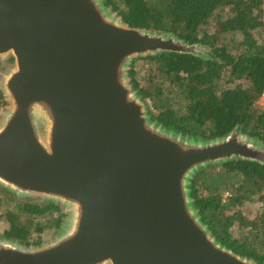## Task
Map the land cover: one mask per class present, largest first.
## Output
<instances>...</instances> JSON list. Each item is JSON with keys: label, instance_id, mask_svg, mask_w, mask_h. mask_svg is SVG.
<instances>
[{"label": "water", "instance_id": "1", "mask_svg": "<svg viewBox=\"0 0 264 264\" xmlns=\"http://www.w3.org/2000/svg\"><path fill=\"white\" fill-rule=\"evenodd\" d=\"M162 51L212 55L128 25L103 0H0V58L15 59L2 80L0 186L65 211L48 243L0 238V264H258L212 234L191 182L230 160L264 164V142L153 121L129 70Z\"/></svg>", "mask_w": 264, "mask_h": 264}, {"label": "trees", "instance_id": "2", "mask_svg": "<svg viewBox=\"0 0 264 264\" xmlns=\"http://www.w3.org/2000/svg\"><path fill=\"white\" fill-rule=\"evenodd\" d=\"M103 1L132 27L172 32L212 53L203 57L162 51L133 62L131 84L146 102L153 121L196 139H214L240 128L264 142V108L259 104L264 95V35L259 34L264 29V0ZM212 20L217 23L214 32L209 31ZM139 60L149 64L142 77ZM6 104L0 90V115ZM191 195L202 221L218 241L264 264L263 163L239 159L204 167L192 179ZM255 196L262 210L250 217L244 207ZM40 205L20 204L23 210L27 207L25 223L18 221L23 210L7 214L11 227L5 235L28 246L39 245L41 240L29 238L33 217L60 209L54 203ZM61 216L51 217L49 226L59 227ZM236 224L238 235L234 236ZM42 227L38 223L37 229Z\"/></svg>", "mask_w": 264, "mask_h": 264}, {"label": "rangeland", "instance_id": "3", "mask_svg": "<svg viewBox=\"0 0 264 264\" xmlns=\"http://www.w3.org/2000/svg\"><path fill=\"white\" fill-rule=\"evenodd\" d=\"M264 11V8H263ZM227 13V11H226ZM229 14H231L229 12ZM263 19H264V12H263ZM217 27V23L215 20H212L210 25H209V31L210 32H214L215 28ZM259 34H263L264 35V29L260 31ZM15 65V59L13 56H7V57H3L0 58V70H1V74H0V90L2 91V80H3V76ZM148 63H146L144 60H139L137 61V66H139V68H141V72L139 74V77H142L146 71H147V67H148ZM3 92V91H2ZM259 104L261 107L264 108V95L261 97V99L259 100ZM4 109V108H3ZM3 113V110H2ZM1 113V115H2ZM0 115V118H1ZM216 166V165H215ZM0 238H7V239H11L13 241H17L20 242L22 244H25L21 239L19 238H14V237H7L5 235V232L8 231L11 227V221L9 220V218L7 217V214L10 213H14L15 210H23L20 208V204H27V205H36V204H41L40 207H43V205H47L48 203L42 199H38V198H29V199H24V198H18L17 196H15L12 192H10L9 190H7L6 188L0 186ZM27 209V207H26ZM26 209L23 210V214L19 217V222L20 224L22 222H26L29 219V215L26 212ZM244 210L246 211V214H250V217H254L256 215L259 214V212L262 210V203L258 200V196L253 197L251 200H249L245 207ZM26 212V213H25ZM64 209H59V211H53V213H40L37 216L33 217V222L32 225L30 226L31 228V235H29L30 240L31 241H36V240H41L40 244H45L48 243L52 240H54L57 235L58 232L57 230L59 229V227H52L49 226L48 223H50L49 219L51 217L53 218H59L61 215V218H64ZM17 221V222H18ZM49 221V222H48ZM38 223H40L41 226H43L42 230L37 229V225ZM237 227L238 224H236L232 231L234 236H236V234L238 235V231H237ZM32 245H36V244H32Z\"/></svg>", "mask_w": 264, "mask_h": 264}]
</instances>
